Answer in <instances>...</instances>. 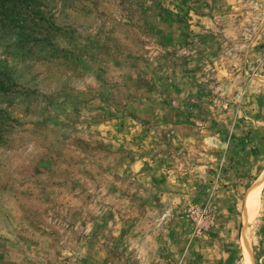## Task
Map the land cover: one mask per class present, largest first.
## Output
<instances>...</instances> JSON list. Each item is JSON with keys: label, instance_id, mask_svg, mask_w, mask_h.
Listing matches in <instances>:
<instances>
[{"label": "rangeland", "instance_id": "1", "mask_svg": "<svg viewBox=\"0 0 264 264\" xmlns=\"http://www.w3.org/2000/svg\"><path fill=\"white\" fill-rule=\"evenodd\" d=\"M0 264H264V0H0Z\"/></svg>", "mask_w": 264, "mask_h": 264}]
</instances>
